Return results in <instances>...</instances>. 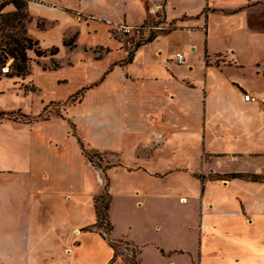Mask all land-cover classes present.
<instances>
[{"label":"crops","instance_id":"0c3cea01","mask_svg":"<svg viewBox=\"0 0 264 264\" xmlns=\"http://www.w3.org/2000/svg\"><path fill=\"white\" fill-rule=\"evenodd\" d=\"M77 1L28 0L27 34L65 60L32 69L44 98L88 88L64 116L0 119V264H127L108 238L139 264H264V182L214 176L264 174V0ZM152 15L159 31L122 62L118 27ZM77 137L112 160L96 168Z\"/></svg>","mask_w":264,"mask_h":264},{"label":"rangeland","instance_id":"374dc122","mask_svg":"<svg viewBox=\"0 0 264 264\" xmlns=\"http://www.w3.org/2000/svg\"><path fill=\"white\" fill-rule=\"evenodd\" d=\"M61 4H64L68 7H77L78 1L77 0H59ZM14 7L12 5H7L3 11H10L13 10ZM134 9V7L130 8ZM159 15V14H158ZM157 16L152 15L149 16L147 20H145L142 26H138L133 29L132 31V40H131V47L135 41L145 39L150 32H158L159 30L154 27ZM160 18V17H159ZM89 21V18H86ZM160 20V19H159ZM36 23V19L31 18L30 21H24L25 29L31 25ZM45 21H42V24ZM37 24L41 25L37 20ZM91 26H95L94 24H90ZM15 28L10 29L9 31H14ZM74 37H71L69 42L72 44ZM36 45L32 44V47ZM28 56L30 57V69L29 73L25 76H5L0 75V111H4L8 113L7 115H0V119L8 118L14 119L22 122H29L32 120H39V119H46V118H57L58 116H64V111L70 103H73L71 96L67 99H53L48 101L44 98V93L42 94L38 89L36 83H47L42 79L44 76L37 71L32 73V69H47L52 65V62L49 59V56H37L32 50L28 51ZM62 60V61H61ZM59 60L58 63L65 62L63 59ZM69 60L68 58L66 61ZM11 59H8L4 65L3 71L6 70ZM38 79L36 82L35 77ZM72 84L67 83V87L65 86L62 88L63 92H66L68 89H71ZM39 95V97L36 96ZM73 95V94H72ZM38 113V114H37ZM36 114V115H35ZM86 149V148H85ZM88 154L90 155V162L97 168L101 166H105L108 162L112 159L108 153H104L101 151H95L92 149H86ZM106 190V185L103 186L102 191ZM10 220L11 217H8ZM117 245L118 251L126 258L130 259L131 261H136L138 258V248L128 243L124 239H118L115 241ZM264 247V241H263ZM264 254V249H263ZM264 256V255H263ZM88 262V261H86Z\"/></svg>","mask_w":264,"mask_h":264},{"label":"trees","instance_id":"16d2710c","mask_svg":"<svg viewBox=\"0 0 264 264\" xmlns=\"http://www.w3.org/2000/svg\"><path fill=\"white\" fill-rule=\"evenodd\" d=\"M28 0H0V75H5L8 77L11 76H25L29 73L30 57L28 56V51L32 50L37 56L49 54H55L58 51L57 47H51L50 49H40L37 45V41L32 39L25 29L24 21H30L31 16L28 12ZM7 5H12L13 10L3 11ZM142 26V25H140ZM139 26V27H140ZM15 28L14 31H9L10 29ZM155 33L150 32L145 39L141 41L137 40L134 42L132 47L128 52V57L122 62H129L132 57L135 49L142 43L149 42L154 37ZM36 45L35 47H32ZM69 44V43H66ZM8 59H11L8 67L5 71L4 65ZM59 64L52 61V65L49 68H56ZM88 87H83L76 91L71 96L72 101L80 98L84 90ZM8 114L4 111H0V115ZM73 127V124L70 123ZM80 148L84 155L90 161V155L86 151L83 142L77 137ZM214 176H225L228 178L240 177L252 181H263L264 174L249 173V172H230L225 174H215ZM94 208L96 221L95 226L102 230V232L107 233L112 228L108 220V207L110 202V195L106 190L101 191L100 193L94 194ZM108 242L113 248L114 254L121 255L127 264H139V256L136 261H131L130 259L124 257L117 249L115 241L108 238ZM129 243V242H128ZM139 255V250H138Z\"/></svg>","mask_w":264,"mask_h":264},{"label":"built area","instance_id":"2783aa9c","mask_svg":"<svg viewBox=\"0 0 264 264\" xmlns=\"http://www.w3.org/2000/svg\"><path fill=\"white\" fill-rule=\"evenodd\" d=\"M117 31L119 33L126 34V33H131L133 31V29L128 27V26L122 25V26L118 27ZM183 59H184V56H183L182 52H176L175 53L174 60L176 63H182ZM243 99L244 100H254L255 97H254V95H252L249 92H243ZM157 137L159 138L160 134H158Z\"/></svg>","mask_w":264,"mask_h":264}]
</instances>
